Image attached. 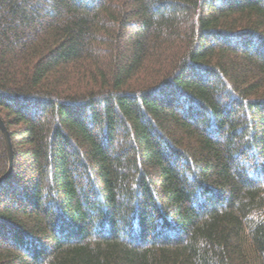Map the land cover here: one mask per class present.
Here are the masks:
<instances>
[{
    "label": "trees",
    "instance_id": "16d2710c",
    "mask_svg": "<svg viewBox=\"0 0 264 264\" xmlns=\"http://www.w3.org/2000/svg\"><path fill=\"white\" fill-rule=\"evenodd\" d=\"M0 117V264H264V0H0Z\"/></svg>",
    "mask_w": 264,
    "mask_h": 264
},
{
    "label": "water",
    "instance_id": "95a60500",
    "mask_svg": "<svg viewBox=\"0 0 264 264\" xmlns=\"http://www.w3.org/2000/svg\"><path fill=\"white\" fill-rule=\"evenodd\" d=\"M0 128L3 131L4 137L6 140V145H7V149H8V153H9V162H10V167H9L8 173L4 177L0 178V182H2L9 177V175L11 174V172L13 170L14 149H13V145H12L10 132L7 129V127L4 123V121L1 119V117H0Z\"/></svg>",
    "mask_w": 264,
    "mask_h": 264
}]
</instances>
